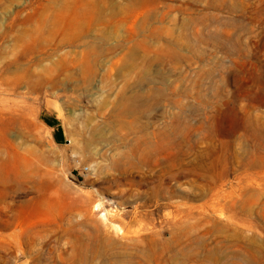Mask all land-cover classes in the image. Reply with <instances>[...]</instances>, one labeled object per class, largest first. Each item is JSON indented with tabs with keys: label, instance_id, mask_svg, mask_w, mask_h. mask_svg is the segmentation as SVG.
I'll list each match as a JSON object with an SVG mask.
<instances>
[{
	"label": "rangeland",
	"instance_id": "1",
	"mask_svg": "<svg viewBox=\"0 0 264 264\" xmlns=\"http://www.w3.org/2000/svg\"><path fill=\"white\" fill-rule=\"evenodd\" d=\"M0 264H264V0H0Z\"/></svg>",
	"mask_w": 264,
	"mask_h": 264
},
{
	"label": "bare ground",
	"instance_id": "2",
	"mask_svg": "<svg viewBox=\"0 0 264 264\" xmlns=\"http://www.w3.org/2000/svg\"><path fill=\"white\" fill-rule=\"evenodd\" d=\"M32 73L38 77V80H39V81H40L41 79H43L41 74H37V73H34V72H32Z\"/></svg>",
	"mask_w": 264,
	"mask_h": 264
}]
</instances>
